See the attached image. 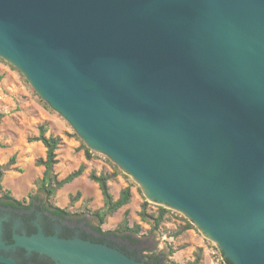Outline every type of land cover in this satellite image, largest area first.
<instances>
[{
	"label": "water",
	"instance_id": "obj_1",
	"mask_svg": "<svg viewBox=\"0 0 264 264\" xmlns=\"http://www.w3.org/2000/svg\"><path fill=\"white\" fill-rule=\"evenodd\" d=\"M0 57L150 201L231 264H264V0H0ZM18 244L144 264L79 238Z\"/></svg>",
	"mask_w": 264,
	"mask_h": 264
},
{
	"label": "rangeland",
	"instance_id": "obj_2",
	"mask_svg": "<svg viewBox=\"0 0 264 264\" xmlns=\"http://www.w3.org/2000/svg\"><path fill=\"white\" fill-rule=\"evenodd\" d=\"M0 166L3 175L0 184L16 200L36 202L42 200L73 214V220L84 221L104 232H116L127 212L129 227L139 226L138 234L116 232L115 242L125 243L129 236L146 257L152 252L163 259V264H187L199 251V264H223V255L217 244L209 239L191 220L182 213L150 201L141 186L124 173L107 156L87 147L73 127L57 111L52 109L33 89L24 75L11 63L0 57ZM45 127V136L59 137L61 144L56 150L57 163L53 173L61 180L71 172L84 167L83 173L72 182L57 189L48 197L40 188L44 168L36 161L45 157V148L40 142H29L38 136L39 127ZM83 144L92 153L87 159ZM119 171L120 173L116 172ZM108 176L109 192L116 200L120 192L129 187L131 198L127 205L110 215L99 226L95 212H104L103 199L98 185L89 179V174ZM77 194H79L77 196ZM146 203L147 213L156 215L158 207L169 210L155 230L151 223L140 220L139 212ZM190 229L181 231L187 223ZM180 232V233H179ZM151 247V249L148 248ZM116 250V249H115ZM146 264L143 261H138Z\"/></svg>",
	"mask_w": 264,
	"mask_h": 264
},
{
	"label": "flooded vegetation",
	"instance_id": "obj_3",
	"mask_svg": "<svg viewBox=\"0 0 264 264\" xmlns=\"http://www.w3.org/2000/svg\"><path fill=\"white\" fill-rule=\"evenodd\" d=\"M61 209V208H60ZM73 214L65 215L55 212L45 201L32 200L25 202V207L11 203L10 200H0V255L18 264H57L47 255L28 250L18 244L22 238H30L38 232L44 236H58L61 239L79 238L96 244H104L123 253L135 261L146 264H163L160 256L154 258L153 253L146 257L141 255L139 248H133L134 242L129 236H124L125 243L115 233L98 231L96 226L86 225L84 221L73 220ZM113 238V239H112ZM133 241V242H132ZM149 249L151 247L148 246ZM0 264H4L1 263Z\"/></svg>",
	"mask_w": 264,
	"mask_h": 264
},
{
	"label": "trees",
	"instance_id": "obj_4",
	"mask_svg": "<svg viewBox=\"0 0 264 264\" xmlns=\"http://www.w3.org/2000/svg\"><path fill=\"white\" fill-rule=\"evenodd\" d=\"M2 117V114L0 113V118ZM46 130L43 125L39 127V133L38 136L34 138H30L28 141L29 142H40L44 148H45V157L42 159H38L36 161L37 166H41L44 168L43 176L40 181V188L47 194L48 197H51L54 195L55 191L57 189H60L64 185L72 182L74 179L78 178L84 171V167L80 165L78 169L75 171L71 172L69 175H67L65 178L58 180L57 175L53 173V167L57 163L56 159V150L58 149L59 145L61 144V139L59 137H52V136H45ZM83 150H84V155L87 159H90L92 157V153L88 148H86L83 144H81ZM120 173L119 171L116 172ZM3 175V167L0 166V181ZM89 179L96 183L98 185V188L100 190L102 199H103V205H104V212H95V216L98 219L99 226L104 224L105 222V216L112 214L113 212L117 211L121 207L127 205L130 201L131 198V192L130 188L127 187L123 189L120 192L119 197L114 200L113 197L111 196L109 192V186H108V176L105 174H99L96 175L95 173H90L89 174ZM79 194H77L78 196ZM1 199H7L10 200L12 204L20 206V207H25V201L24 200H16L15 198L12 197L9 191L4 190L0 184V200ZM51 208L55 210V212H59L65 215H69L70 213L66 210L60 209L56 206H53L52 204H49ZM169 213V210L163 208V207H158V212L156 215H152L147 213L146 210V203L142 205L141 210L139 212V217L142 222L145 223H151L152 224V229H157L159 225L162 223L164 220L165 215ZM191 224L188 222L184 228H182L181 231H184L186 229H190ZM98 231H101V229L98 227ZM140 230V227L133 226L129 227L128 222H127V212L124 213V218L122 220V224L116 232H132L134 234H138ZM116 232H108V233H116ZM180 233V232H179ZM133 242V241H132ZM200 251V250H199ZM197 252L195 254L194 260L192 262H189L187 264H199L201 260V254L200 252ZM154 258L157 257V254L152 255ZM223 264H231L227 259H223Z\"/></svg>",
	"mask_w": 264,
	"mask_h": 264
}]
</instances>
